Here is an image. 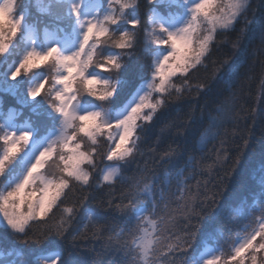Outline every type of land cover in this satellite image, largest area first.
Here are the masks:
<instances>
[{
  "label": "snow or ice",
  "instance_id": "6c2138e0",
  "mask_svg": "<svg viewBox=\"0 0 264 264\" xmlns=\"http://www.w3.org/2000/svg\"><path fill=\"white\" fill-rule=\"evenodd\" d=\"M39 10L0 0V264H264V132L252 150L237 110L258 67L251 114L264 128V0ZM213 95L207 127L195 103L157 127L173 106ZM217 233L226 239L211 247Z\"/></svg>",
  "mask_w": 264,
  "mask_h": 264
},
{
  "label": "trees",
  "instance_id": "16d2710c",
  "mask_svg": "<svg viewBox=\"0 0 264 264\" xmlns=\"http://www.w3.org/2000/svg\"><path fill=\"white\" fill-rule=\"evenodd\" d=\"M43 1L44 0H31L33 17L41 15V12L39 9L41 8V4ZM141 2H143V0H141ZM250 2L255 7L259 3V0H250ZM233 37H234V34H233ZM230 50H231L230 46H222L220 54H223L224 52L230 51ZM13 59H15L14 55L9 58L8 63L11 64ZM21 80H23V78H21ZM25 81L23 85L25 84ZM3 83H4V77L0 76V86H2ZM8 83L10 85H16V84H20V81L18 80L16 82H8ZM259 94H260V76H259V69L257 67V71L255 75L253 76V78L243 83V93L241 96L238 97V107H237L238 112H240L241 114V118L239 119V126L240 128H244L245 126L249 128V131L245 132L244 135L248 136L251 139L252 150L257 151V152L260 147L261 135H262V132H264V128H262L258 120L255 123L253 122L251 109L255 108L257 111H259V106L257 104V99H256L257 96H259ZM216 99H217V96L213 95L212 97L208 99L198 98L195 100H188V101L182 102L178 107L173 106L170 109L169 113L164 118H162V120L158 123L157 127H159L160 124H162L164 120L168 119L169 117H176L182 120L185 114L188 112V106L190 103L196 104L197 117L201 115V108H203L204 127H207V117H208L209 112H212V114H215L214 108L216 107V104L213 103L212 101ZM220 99H223V97H220ZM233 130H234L233 125L230 122L229 124L225 126V129L221 130V133L223 134L226 131L228 133L229 139H231ZM215 144L218 146L219 140L215 141ZM232 147H234V145ZM212 148H213V144L210 143L207 145V150L205 154L206 156H208V158L205 160V165L211 164L212 161L215 159V154L211 153ZM218 170L219 168L217 166L216 168L212 169V172L210 174L207 171V169H205L203 178L198 177V179L201 180V187H203V183L205 179L214 180L216 178L215 173ZM195 184H196V181L193 180L191 182V188H192L193 193L195 192ZM208 187L211 188L212 184H209ZM182 219H183V216L178 213L176 216V225L174 229L175 231H179V229L183 226L181 223ZM81 227H83V225H81ZM226 236H227L226 233L224 234L217 233V240L210 241V243L217 244V241H219V243H223L224 240L226 239ZM105 239H107V237H105ZM88 246L94 247L96 251L101 254V259L106 261L109 258L108 254L104 253L102 249V241L101 242L91 241Z\"/></svg>",
  "mask_w": 264,
  "mask_h": 264
},
{
  "label": "rangeland",
  "instance_id": "374dc122",
  "mask_svg": "<svg viewBox=\"0 0 264 264\" xmlns=\"http://www.w3.org/2000/svg\"><path fill=\"white\" fill-rule=\"evenodd\" d=\"M42 75H43L42 73L36 72V73L32 74V76L30 78V81L31 82H36V81H38L39 79L42 78ZM6 127H9L11 129L13 126L12 125H6ZM15 128L18 129V130H22L23 126L22 127L15 126ZM211 247H213V246H211ZM208 254L211 255V252H209Z\"/></svg>",
  "mask_w": 264,
  "mask_h": 264
}]
</instances>
